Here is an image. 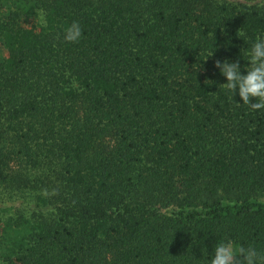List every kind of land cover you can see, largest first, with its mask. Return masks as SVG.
Here are the masks:
<instances>
[{"label":"trees","instance_id":"1","mask_svg":"<svg viewBox=\"0 0 264 264\" xmlns=\"http://www.w3.org/2000/svg\"><path fill=\"white\" fill-rule=\"evenodd\" d=\"M258 36L264 0H0V264L264 255V109L214 66Z\"/></svg>","mask_w":264,"mask_h":264},{"label":"clouds","instance_id":"2","mask_svg":"<svg viewBox=\"0 0 264 264\" xmlns=\"http://www.w3.org/2000/svg\"><path fill=\"white\" fill-rule=\"evenodd\" d=\"M81 36L82 28L79 23L73 22L65 30L64 39L75 43ZM242 58L247 61L243 71L239 59L215 61V68L226 78L222 86L233 96L239 95L242 103L238 104L249 105L253 110L264 109V36H258ZM210 264H264V255L251 246L243 248L232 241H221L214 247Z\"/></svg>","mask_w":264,"mask_h":264},{"label":"rangeland","instance_id":"3","mask_svg":"<svg viewBox=\"0 0 264 264\" xmlns=\"http://www.w3.org/2000/svg\"><path fill=\"white\" fill-rule=\"evenodd\" d=\"M218 1L223 2L225 0H218ZM4 207H6V206L5 205H0V210L3 209Z\"/></svg>","mask_w":264,"mask_h":264}]
</instances>
